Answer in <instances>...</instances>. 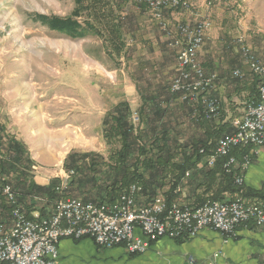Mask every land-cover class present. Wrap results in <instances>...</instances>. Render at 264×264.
<instances>
[{
    "label": "rangeland",
    "instance_id": "obj_1",
    "mask_svg": "<svg viewBox=\"0 0 264 264\" xmlns=\"http://www.w3.org/2000/svg\"><path fill=\"white\" fill-rule=\"evenodd\" d=\"M184 1H187V7L167 8L163 11V18L156 19L148 7H142L134 0H85L83 5L90 10L84 8L78 20L81 23L90 21L104 36L91 32L84 38H73L50 29L35 17L69 18L77 8L75 0H0V125L6 128L8 135L17 139L8 132V125L24 129L34 124L32 127L39 138L35 141L42 143L46 137L43 128L53 134L54 130H57L55 133L60 129L63 131L70 123L74 128H65L69 132L66 137L65 131L62 132V145H53L58 148L57 152L63 153L62 156L67 152L64 160L60 158L64 161L63 169L68 156L74 153H94L103 157L102 161L95 160L108 163L120 146L118 140L108 144L104 137L106 115L123 100L141 99L149 90L162 88L165 94L171 92L178 74V48L172 46V40L173 37H183L179 25L211 22L216 33H223L220 42L215 44L218 50L221 51L226 41L235 49L231 55L238 54L239 57V41L242 39L245 45L252 46L264 63V47L261 45L264 43V0H217L209 4L207 0ZM117 25H122L121 30L125 33L121 37V33L115 34ZM256 47L262 49L261 52L255 50ZM117 50L121 53L118 54ZM230 53L225 51L223 55L231 56ZM235 56L228 59L234 60ZM161 68L164 73L159 77ZM126 76L131 81H124ZM145 76L155 77L158 81H146ZM129 86L134 88L133 92L129 91ZM159 86L162 87L159 89ZM167 101L171 102L172 111L164 123V131L176 150L173 152L174 163H179L184 151L190 153L189 148L204 135L206 127L197 120L198 113L195 115V109L188 103L179 97L167 98ZM220 104L227 105L224 100ZM235 105L231 110L236 114V109L245 107L236 102ZM107 107L108 111L103 114ZM139 109L140 105L133 111V123L141 125L149 137L159 133V130L156 133L150 130L148 120L142 123L138 118ZM222 113L216 119L208 120V124L215 126ZM98 127L99 132L95 131ZM53 147L51 151L55 150ZM29 156L31 159L30 153ZM86 167H83L86 174L65 171L63 176L55 178L60 180L59 192L65 195L62 199L97 195L99 188L89 182L87 173L89 176L93 173L87 172ZM174 173L173 169L165 173L167 185L161 192L170 190ZM14 176L8 177L9 181H13ZM30 176L34 180L32 172Z\"/></svg>",
    "mask_w": 264,
    "mask_h": 264
},
{
    "label": "built area",
    "instance_id": "obj_2",
    "mask_svg": "<svg viewBox=\"0 0 264 264\" xmlns=\"http://www.w3.org/2000/svg\"><path fill=\"white\" fill-rule=\"evenodd\" d=\"M134 1L146 5L156 19L163 18V11L167 8L188 6L184 0ZM211 1L217 0H207L206 3ZM211 27L208 21H200L193 26L181 24L178 30L183 37H173L172 40V46L178 48V74L171 85V92L194 108V114L208 120L216 119L221 113L220 100L213 97L218 75L206 73L198 58ZM239 42L242 61L258 79L259 101L245 104L236 132L218 140L207 164L214 167L218 159L228 157L233 150L249 148L250 152L241 164V169L246 171L251 157L264 147V63L250 46L245 45L244 40ZM232 76L241 79L244 74L235 70ZM237 163L231 156L224 168L227 170ZM236 184H244L243 176L236 179ZM0 193L11 208V226L0 224V264H57L59 244L63 239L89 238L103 249L122 246L130 255H141L149 250L152 243L163 238L191 239L208 229L228 240L237 238L240 227L254 225L264 228V204L248 202L240 195H228L224 201L191 207L177 202L169 204L163 196L149 202L143 187L133 184L113 203L60 199L49 217L32 220L22 210L7 177L0 178ZM137 230L141 235H137ZM218 256L219 253L215 255L216 258Z\"/></svg>",
    "mask_w": 264,
    "mask_h": 264
},
{
    "label": "trees",
    "instance_id": "obj_3",
    "mask_svg": "<svg viewBox=\"0 0 264 264\" xmlns=\"http://www.w3.org/2000/svg\"><path fill=\"white\" fill-rule=\"evenodd\" d=\"M75 1L77 8L69 18L63 19L55 16L37 15L35 20L43 25H47L54 31H58L73 38H84L91 32L99 37L104 36L103 33L97 29V26L91 24L90 21L81 23V21L78 20L83 9L86 8L90 10V7H85L83 5L85 0ZM142 7L147 6L142 5ZM117 26L115 34L121 33V37V35L125 33L121 30L122 25ZM117 53L120 54L121 50H117ZM162 66L164 67L165 65L163 64ZM161 69L162 72L160 73L159 71V77L164 73V69ZM251 78L255 81L253 91L255 92L256 98L247 103H258V79L255 76ZM232 79L243 81V78ZM162 81H166V79H162ZM161 87L159 86V89ZM164 97L180 98L179 95L171 93L170 90L167 94L163 92L162 88L159 91L149 90L142 94V105L138 110L140 115L138 118H141L142 123L148 120L147 125L150 127V130L155 133L159 130V133L149 137L141 125L136 126L133 123L132 117L134 113L130 105L126 102H122L108 113L103 121L105 128L104 137L107 143L111 144L113 141L118 140L120 146L108 160L109 162H101L103 157L95 155L94 153H74L68 156L65 161L64 170L68 173L86 174L83 167L88 166L86 167V170H89L87 172L93 173V176H89L87 173L89 177L88 180L99 188V192L96 196H89L84 199L95 202L113 203L131 185L139 184L143 187L145 194L148 196V201L150 202L157 195V190L160 191L162 187L167 185V175L165 173L173 169L175 173L172 179V186L170 190L165 193L167 202L172 204L176 201L177 197L174 191L185 174L188 171L196 169L199 163L205 162V168L202 169L203 178L205 180L204 185L207 186V191L209 190L211 195L208 198L198 197L199 202L193 207L208 202L227 200L228 195L231 197L240 195L244 200L252 199V203L259 202L264 204V189L259 192L251 193L245 189L244 184L242 186L236 184V179L245 174V171L241 169V164L243 163L244 157L249 154V148H238L233 150L230 156H234L238 163L237 165L230 166L227 170L224 168V165L229 161L230 156L218 159L214 167H209L207 164V158L213 154L218 140L225 135H231L236 132L231 123L210 126L208 119L197 115V120L203 122V126L206 127L204 128V135L201 136L193 147L189 148L190 153L184 151V156L180 162L174 163L173 152H176V150H173V146L166 137L167 133L164 131L166 128V124L164 123L168 120L172 107L170 105L171 102L167 101V98L165 100ZM222 111L223 109L221 106V113ZM214 121L215 120H213V122ZM156 128L158 129L156 130ZM160 128L163 129V131H161ZM202 150H204V153L201 152ZM252 157L250 159L251 161ZM96 158L101 161L95 160ZM31 172L33 174V162L30 159L29 152L21 142L13 136L8 135L4 126L0 125V178H10L11 175H15L13 181L10 180L11 182L9 181V183L14 187L18 203L22 210L24 212L26 210V216L33 220V207L37 202H31L32 200L46 199L49 203L54 202L55 205V203L65 195L58 191L60 185L59 179L52 180L48 187H42L34 182L33 176H30ZM97 174L99 177H96ZM0 207L7 213H11V208L1 193ZM43 210L44 209L41 210V217L37 219L46 218L44 217L45 214H42ZM1 223L3 222H0V224ZM249 226L255 227L254 225H248L247 227ZM176 240L184 241L188 239Z\"/></svg>",
    "mask_w": 264,
    "mask_h": 264
},
{
    "label": "crops",
    "instance_id": "obj_4",
    "mask_svg": "<svg viewBox=\"0 0 264 264\" xmlns=\"http://www.w3.org/2000/svg\"><path fill=\"white\" fill-rule=\"evenodd\" d=\"M222 37L223 33H216V28H213L212 25L206 43L198 56L206 73H216L218 75L213 97L222 103L223 100L227 103L226 106H222L223 111L227 114L223 113L222 120H218L216 125L231 123L236 130L244 115L245 107H242L241 110L239 108L236 109L238 114L231 109H235L237 106L235 102L238 106L239 104L245 105L248 101L256 98L253 91L255 81L251 78L253 75L242 61L241 55L239 57L238 54L237 56L231 55L230 52L235 50L232 46L223 41L224 45L221 47V51L217 49L215 44L220 42ZM207 45L209 47H206ZM261 45L264 47V43H261ZM258 49L259 47H256L255 50ZM261 50H258V52H261ZM225 51L230 53L229 55L231 56H224L223 52ZM232 56H235V59L229 60L228 58ZM235 70L242 71L244 74L243 81L232 79V73ZM144 79L146 81H158L155 77L145 76ZM124 81L131 80L126 76ZM128 89L130 92L134 91L132 86H129ZM122 102L128 103L132 111L142 105L140 97L128 98ZM107 111L108 107L102 113L105 114ZM31 124H33V121ZM32 126L27 125V127L25 126L26 129L25 127L20 129L18 125L15 127L8 125V132L26 145L32 161L36 162L35 167L33 166L36 184L48 187L52 180L60 178L65 173L63 169L64 161L62 162L60 158H63V156L65 158L67 152L62 156L63 153L57 152L58 148L55 147L62 145V132L65 131V128H74V126L68 123L63 128V131L60 129L58 133H55L57 130H54L53 134L50 130L43 128L46 137L43 138L44 142L42 143L35 141L36 138L39 139L37 137L38 132ZM97 130L99 132V127L95 131ZM67 134L69 135V132L65 131L64 137ZM97 137H99V133H97ZM52 147L55 149L54 151H51ZM205 165V162H201L197 165L199 169H193L185 174L174 191L177 196V202L193 207L199 202L198 197L208 198L211 195V192L207 191V186L204 185L205 180L202 169L205 168ZM243 179L245 189L251 193L264 189V147L259 149L257 155L252 157ZM160 195L166 197L164 192L157 190L155 197ZM144 196L148 198L146 194ZM82 199L85 200L84 198ZM251 200L246 201L253 202ZM31 202H37L33 207V219L41 217L42 209H44L42 211V214H45L44 217H49L54 212V202L49 203L46 199H35ZM0 222L11 226L10 213H7L1 207ZM137 235H141L139 230H137ZM217 253H219V256L216 258L215 255ZM209 261H214L215 264H264V228L240 227L237 238L228 240H225L218 232L208 229L201 231L196 237L184 241L163 238L152 243L149 250L141 255H130L122 246L103 249L89 238L78 241L63 239L59 244V260L57 264H207Z\"/></svg>",
    "mask_w": 264,
    "mask_h": 264
},
{
    "label": "bare ground",
    "instance_id": "obj_5",
    "mask_svg": "<svg viewBox=\"0 0 264 264\" xmlns=\"http://www.w3.org/2000/svg\"><path fill=\"white\" fill-rule=\"evenodd\" d=\"M231 153H232V152H231ZM230 155H231V154H230ZM230 155H229V156H230ZM230 157H231V156H230Z\"/></svg>",
    "mask_w": 264,
    "mask_h": 264
}]
</instances>
